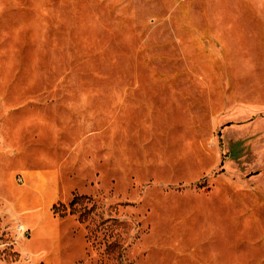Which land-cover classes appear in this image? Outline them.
<instances>
[{
  "label": "rangeland",
  "instance_id": "374dc122",
  "mask_svg": "<svg viewBox=\"0 0 264 264\" xmlns=\"http://www.w3.org/2000/svg\"><path fill=\"white\" fill-rule=\"evenodd\" d=\"M0 264H264V0H0Z\"/></svg>",
  "mask_w": 264,
  "mask_h": 264
},
{
  "label": "trees",
  "instance_id": "16d2710c",
  "mask_svg": "<svg viewBox=\"0 0 264 264\" xmlns=\"http://www.w3.org/2000/svg\"><path fill=\"white\" fill-rule=\"evenodd\" d=\"M74 203H76V201H75ZM74 203H73V204H74Z\"/></svg>",
  "mask_w": 264,
  "mask_h": 264
}]
</instances>
